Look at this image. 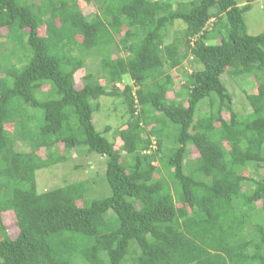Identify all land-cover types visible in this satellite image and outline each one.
Here are the masks:
<instances>
[{"label": "trees", "instance_id": "1", "mask_svg": "<svg viewBox=\"0 0 264 264\" xmlns=\"http://www.w3.org/2000/svg\"><path fill=\"white\" fill-rule=\"evenodd\" d=\"M78 1L0 0V264H264V30L249 34L245 18L254 0H83L88 13ZM175 21L183 27L165 42ZM189 56L175 89L170 70ZM87 57L104 84L85 71L76 88ZM223 74L255 78L250 112L232 108ZM124 76L132 83L117 87ZM101 96L126 116L110 137L93 121ZM78 147L105 159L109 194L87 198V180L38 191L36 172Z\"/></svg>", "mask_w": 264, "mask_h": 264}, {"label": "rangeland", "instance_id": "2", "mask_svg": "<svg viewBox=\"0 0 264 264\" xmlns=\"http://www.w3.org/2000/svg\"><path fill=\"white\" fill-rule=\"evenodd\" d=\"M241 3L244 0H237ZM78 5L81 10L85 13L95 11V5L93 3L87 4L83 0L78 1ZM175 5V4H174ZM247 32L249 34L255 35L259 34L264 30V0H254L252 2L251 9L245 13ZM214 18H211L208 22V27H210L211 22ZM183 27V23L181 21H175L173 25L168 27L167 35L165 37V42L170 41L173 38V34L176 30H181ZM2 33H6V29H2ZM45 26H40L38 28V34L44 35ZM118 39L119 36H116ZM78 39L81 40V37L78 36ZM218 39L207 40L206 43H218ZM7 43L5 39L2 37L0 39V54L6 49ZM116 46V44H115ZM110 51L113 57L116 56L115 51L116 47L114 45L111 46ZM191 56L186 58L182 65L170 70V74L175 80V89H179V86L184 81L185 71L190 72L195 65H192L190 62ZM85 71H92L98 77V81L101 85L104 84V80L97 69L96 61L91 58H86V66L85 70L80 69L75 73V86L76 88H80L82 86V76ZM222 80L224 81L232 99L231 106L238 114H246L250 112L251 108L246 99V93H252L256 91V80L254 77H247L245 79L234 78L227 74L222 75ZM132 81L128 76H124L122 82L116 83L117 87L122 88L124 84H131ZM48 86H44L43 90H47ZM175 91H169L168 97L174 98ZM97 108L93 114V121L96 129L99 131L103 130L106 126L110 127V132H108L109 137L111 136V132L117 126L124 123L126 116L124 115V107L119 102V99L112 96H101L97 102ZM209 106L207 104V100L202 101L195 113V118L200 115H203L208 112ZM215 109V107H214ZM228 111L224 108L221 111V116L224 119L228 118ZM218 125V122L215 123ZM5 128L7 131H12L13 125L11 123L5 124ZM117 145L120 143L119 140H116ZM222 143L225 147H229V144L222 136ZM18 147L23 148V144L17 142ZM60 150H62L63 145L59 143L57 146ZM197 155V151L193 146H189V151L186 157V164L190 165L192 163V159ZM156 164V162H155ZM105 171V159L92 152L86 153L84 147L74 148L70 151V156L68 160L61 162L57 165H54L49 168L41 169L36 172V180H37V190L43 191L46 189L62 186L68 182H74L79 180H87L89 181L87 184L86 197H103L109 194V189L106 185V180L104 177ZM261 177L264 178V168L260 170ZM243 173L247 174L248 171L245 170ZM249 187V186H248ZM246 188V187H245ZM250 188V187H249ZM43 189V190H42ZM78 205H82L81 201L77 202ZM258 204V203H257ZM177 206L181 204L176 202ZM4 219L7 221V232L8 236L13 238L16 236L18 228L14 222V214L12 212H8L4 214ZM13 219V221H12Z\"/></svg>", "mask_w": 264, "mask_h": 264}]
</instances>
